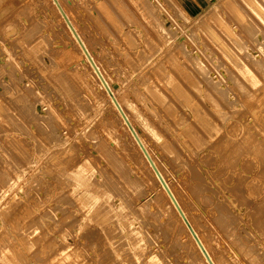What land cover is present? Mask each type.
<instances>
[{
	"label": "rangeland",
	"instance_id": "rangeland-1",
	"mask_svg": "<svg viewBox=\"0 0 264 264\" xmlns=\"http://www.w3.org/2000/svg\"><path fill=\"white\" fill-rule=\"evenodd\" d=\"M65 1L68 0L62 3L70 15ZM76 1V7L70 10L75 14L80 8L84 14L83 20L77 14L73 16L78 17V30L85 32L88 18L95 25V30L92 23L90 26L95 38L104 36L99 41L96 38L89 51L96 53L95 62L122 107L126 108L121 88L125 73L148 66L149 77L162 85L161 71H175L172 58L165 53L175 43L180 48L176 45L172 54L194 72V85L189 82L185 97L193 102L199 98L196 103L200 109L203 107L202 111L205 108L203 112L213 126L214 131L201 133H252L256 162L264 160V0H145L156 5L150 15L138 0H97V5L95 0ZM112 11L120 16L118 22ZM99 18L104 19V26ZM102 40L105 46L100 44ZM197 46L203 53L196 60L190 59L188 66L185 54L195 52ZM110 49L117 57L111 56ZM81 59L49 0H0V264H188L174 242L188 250L186 237L168 211L165 217L174 240L166 231L165 219L156 215L158 205L145 196L153 193L160 197L155 180L122 127L116 128L118 122L109 103ZM127 64L133 65L131 69ZM113 70L115 75L110 73ZM214 72L222 77L218 82ZM201 73L211 81H204ZM126 84L129 86L128 80ZM164 90L172 101L177 99L171 104L178 116L187 114V120L195 123L171 85ZM187 92L191 97L186 96ZM153 148H149L151 156L179 194L181 185L174 174L177 168L167 164L164 154ZM78 165L85 176L80 183L68 174ZM81 194L94 195L96 211L89 208ZM144 199L148 204L142 202ZM233 199L239 200L235 195ZM184 200L181 198L182 204ZM108 210L112 211L110 216H106ZM191 212L195 211L188 212L193 216ZM250 212L252 215L242 222L249 233L243 236L248 242L245 251L255 245L264 226V205ZM256 213L261 214L255 217ZM256 251L264 258L261 248ZM12 255L15 256L9 260Z\"/></svg>",
	"mask_w": 264,
	"mask_h": 264
},
{
	"label": "bare ground",
	"instance_id": "bare-ground-1",
	"mask_svg": "<svg viewBox=\"0 0 264 264\" xmlns=\"http://www.w3.org/2000/svg\"><path fill=\"white\" fill-rule=\"evenodd\" d=\"M49 1L53 5L55 12L57 13L58 17L60 18L63 25L65 26V29L67 30L68 35L73 42V46L75 45L76 49L79 51V53L82 57L81 60L84 62L85 66L87 67V68L85 67L86 70L88 69V71L91 73V75H92L91 79L93 78L94 82L96 83L97 90L99 89V91L102 92L101 96L104 95V98L109 103V106L111 108L110 110H112L111 112L114 113L113 115H115V117L117 119L116 123L118 122V124H119V126H118V124H115L116 128L118 127V129H120V127H122L121 128V129H123L122 132L130 140V142L132 144V145L131 144L130 145L132 146V148H134V150H136V155L138 154V156L140 157V159L144 163V164L143 163L142 164L145 165L147 167V169L149 170L148 173H150V175L152 176L151 178H153L155 180L154 184H156V187L158 188V195H160V197L159 198L156 197L155 194H153V193L152 194L149 193L148 195H145V196H148V200H152L153 203H156L158 205V207L155 209L156 215L158 214L159 217H163L165 219V222L167 224V226L165 225L166 231L169 233L171 232L170 236L174 240L173 232L171 231L172 230L171 224L168 223V221L166 220V217H165V214L168 211L173 216V218L175 217L174 218V223H176L175 225L179 226V230L186 237L188 244L190 246V248H189L190 251H189V249L186 250V248L184 246H182L180 243H178L177 241L174 240L176 246L178 248H181V250H182V252H181L182 257H185V259H187L188 264H264V258L261 257L256 251L257 247L261 248L264 251V226H263V229L260 231L259 238L256 239L255 245L250 246V249L248 251L244 250V246L248 242L245 239V237H243V236H246V235L248 236L249 233L246 232V227L242 223L244 221L243 218L244 217L248 218L252 215V213L250 212L251 209L253 210L254 208H256V206L259 207V206L264 205V181L261 182L262 179L264 180V160L256 162V158H255L256 143H255V140H253V134L252 133H201V132H205V131L209 132L211 130L214 131L213 126L210 124L207 116L205 115L206 111L203 112L205 108L202 111L201 109L203 107H201V109L198 107L199 104L196 103V100H199V98L193 102V101H191V98L185 97L186 93L184 94V92H185L184 90L186 89V86H188L189 82L193 81L192 79L194 77V72L190 71V68L189 67L187 68V65L184 62H182L179 58H177V59H179L181 62H178L176 57H174V54H172V52L174 51L173 48L175 49V47L177 45L175 43L174 44L172 43L173 45H175L174 47H173V45H170L166 49L167 52L165 51L166 57L172 58V61L174 63L173 68L175 71H173L172 68H170V70L163 69V71H161L162 75H161V78L159 80H160L162 85L159 84V81L157 82L154 79L149 77V73H150L149 69L150 68H148V66L146 68L139 69V70H133V71L131 70V72H129L127 74L125 73L126 77L125 78L123 77V80H125V83L122 80V86H121L122 92H123L122 96H124L123 98H124V100H126L127 110H125L126 108L121 106L119 100L116 97L117 94L115 95V92L112 90L108 80L105 78L104 73L101 71V69L99 68V66L95 62L93 55L96 53L93 54V51L92 52L89 51V45L94 46L97 39L99 41V39L100 38L102 39V37H104V36H102V34H101L100 38L98 37L100 35H97V37H96L97 39L95 38V36H94L95 25L92 23V21L91 22L87 21L90 19H88L86 17V14H87L86 12H85V17L87 18V20H85V23L87 26H84L85 30L83 29L85 32L81 31L82 32L81 33L78 30V27L76 26V22H77L76 19H78V17L75 18L73 16L75 14H77L75 16H79L80 20H83L84 14L81 11H79L80 8H79V10L76 9L75 14L73 13L74 10L73 11L70 10V8L73 7L74 5L76 7V5H77L76 0L65 1V3H67L70 6V8H68L70 15L66 10L67 9L66 6L62 3V2H64V0L63 1L62 0H49ZM136 1L137 0H135V2ZM84 2H86V0H84ZM97 2L98 1L95 0V5L98 4ZM103 2L104 1H102V3ZM87 3H88V1H87ZM137 3H139L140 7L141 8L143 7V10L147 11L149 15L152 14L153 10H155L154 6H156V5L153 2H152L153 6H152V3L149 4V2H147L145 0H138ZM88 4H87V6H88ZM105 5H108L106 7L110 8L108 2H106ZM81 6H83V5H81ZM115 6H117V5H115ZM122 6H123V4H122ZM101 7L102 6L100 5L99 11H100ZM125 7L126 6H124V8ZM95 8H96V6H95ZM126 9H128V8H126ZM167 9H168V7H167ZM92 10H94V13H97V15H98V11L95 12L96 9L93 8ZM110 10H112V9L110 8ZM121 13H123V12H120V14ZM129 13H131V12L129 11ZM172 13H173V11H172ZM111 14H115V13L112 11ZM97 15H96V17H97ZM116 15L117 14H115L114 17H116ZM171 15H173V14H171ZM98 17H100V16L98 15ZM118 17H120V16L116 17L117 22L119 21ZM101 18H103V16H101ZM101 18H99L100 19L99 21H101L100 24H102V20H104V19L101 20ZM133 18H135V16H133ZM142 18H143V15H142ZM105 19H107V18L105 17ZM80 20H79V22H80ZM106 21H108V20H106ZM169 21H170V19H169ZM95 22H97V20H95ZM136 22H138V20ZM83 23H84V21H83ZM91 23L94 25V27H93L94 30L92 29L94 32L90 28V26L92 25ZM132 23H133V21H132ZM111 24L112 23H110V25ZM117 25L119 26V23H117ZM134 25H135V23H134ZM139 25H141V24H139ZM154 25H155V23H154ZM148 26H150V22H149ZM151 26H152V23H151ZM158 26H159V24H158ZM96 27H98V26H96ZM108 27H110V26H108ZM103 28H106V25ZM141 28H143V27L141 26ZM145 28H147V27L145 26ZM166 28H168V27H166ZM166 28L164 30H166ZM81 30H82V28H81ZM113 30L114 29H112L110 31L113 32ZM142 31H143V29H142ZM97 32H99V30ZM144 32H145V29H144ZM166 32H167V30H166ZM84 33H87L86 34L87 36ZM114 33H115V31H114ZM130 34H131V32H130ZM159 34H162V32ZM151 35H152V33H151ZM189 35H190V33H189ZM161 36H163V35H161ZM171 37H172V39L174 38L173 36H171ZM171 37H169V39H171ZM187 37H188V35H187ZM108 39H110V38H108ZM103 40H102V42H103ZM111 40H112V38H111ZM134 40H136V39H134ZM153 40H155V39H153ZM162 40H164V39H162ZM185 40H187V39H185ZM203 40L201 41V43H203ZM157 41H158V39L155 42H157ZM104 42H105V40H104ZM104 42L100 43V44L101 45L103 44V46H105ZM97 44H98V42H97ZM121 44H122V42H121ZM203 44H206L205 41ZM165 45H167V42ZM197 45H200L199 47H201L200 43ZM114 46H116V45H114ZM122 46H123V44H122ZM97 47H98V45H97ZM125 47L126 46H124V48ZM151 47H152V45H151ZM177 47L180 48V45L179 46L177 45ZM192 47L194 48V46H192ZM186 48H187V46H186ZM193 48H191V49H193ZM202 48H203V45H202ZM102 49H103V47H102ZM204 49H206L205 45H204ZM153 50H157V49H153ZM158 51H159V49H158ZM180 51L181 50H179V52ZM200 52L203 53V51H200L198 46H197L195 52H192V51L188 52V53H186L187 55L185 54L186 57L185 56L184 57L186 58L187 62L191 61L190 59L196 60L197 58H199ZM104 53H105V51H104ZM107 54L109 55V53H107ZM182 54H183V52H182ZM112 55L116 56V54L112 53V50H111V56ZM130 55H131V53H130ZM132 56L133 55H131L130 58ZM140 56L141 55H139V57ZM149 56H152V55H148L147 57H149ZM162 57H164V56H162ZM101 58H103V56ZM108 59H109V57H108ZM113 59H112V63H114ZM115 59H117V58H115ZM135 59H136V57H135ZM148 59H145L146 63H147ZM173 59H176V60H173ZM201 59H203V58H201ZM131 60L134 61V59H131ZM145 61H143V62L145 63ZM140 62H141V60H140ZM158 62H157V64H158ZM144 63H142V65ZM106 64H108V63H106ZM118 64L120 65L121 62H119ZM119 65H117V66H119ZM131 65L132 64H130V66H129L127 64V66L130 67V69H131ZM189 65H190V63L188 64V66ZM107 66L109 67V65H107ZM113 66H114V64H113ZM117 66L115 67V69L117 68ZM136 68H138V67H136ZM71 69L72 68L69 69L70 70L69 72H71ZM167 69H169V68L167 67ZM171 69L173 72L171 71ZM114 71L115 70H113L110 73H113ZM117 71H120V69ZM126 71H127V69H126ZM191 72H193L192 73L193 75L191 74ZM156 73L154 72L155 76H157ZM113 74L115 75V73H113ZM118 75H120V73ZM200 75L204 81L205 80H207L208 82L211 81L204 74L201 73ZM214 75H216L214 77V80L217 82L220 80V78H222L218 72H214ZM121 78H122V76H121ZM195 79H196V77H195ZM211 79H213V78H211ZM127 80H128L129 86H127V84H126ZM151 80H153V81H151ZM196 80H195V82H198ZM169 84L171 85V89H173V94L176 96H179L182 99V101L184 103V109L185 108L188 109V110L185 109L186 112L189 113L190 115H193V119H194L195 123L190 121L191 119L187 120V118H186V117H188L187 114L181 113L178 116L177 113H179V112L175 111L176 107H174V109H173V104H171V102H174V100L176 98L174 97V99L172 101L170 98H168V96H169V95L167 96L168 93L165 94V92H164L165 91L164 88H166V91H167V88H169ZM193 85H194V83H193ZM194 88H195V86H194ZM128 89H131V90L129 91ZM187 90L189 91V89H187ZM203 91H204V89L202 90V92ZM199 94H200V92H199ZM188 95L191 97V95L187 92L186 96H188ZM193 95H194V97H196L195 94H193ZM204 95L206 96V94H204ZM119 96H120V94H119ZM207 99L209 100V97H207ZM107 102H106V104H107ZM175 105L177 107L179 106L177 104H175ZM108 109H109V107H108ZM179 110H181V109H179ZM108 126H110V125H108ZM106 129H107V127H106ZM117 137H119V136H117ZM117 137L115 136V138H117ZM118 141H119V138H118ZM118 141H117L116 145L119 144ZM149 144H150V147H149ZM119 147H122V146L120 145ZM153 147L160 150L164 154L162 156H165V158L167 159V164L169 163L170 166L172 165V168L173 167L177 168V171H175L174 174L176 175V178L178 179L176 182L177 183L179 182V184L181 185V186H179V194H178V191L177 192L173 191V189L171 188V184L168 183L167 179H165V177L163 176L159 166L157 165V162L151 156L152 153L149 151V148H153ZM54 149H56V148H52V151H54ZM57 149H58V147H57ZM113 150H114V148H113ZM103 151L105 152V150H103ZM50 154L48 152L47 155H50ZM50 156L47 158H50ZM76 162H78V161H76ZM76 162H74V163H76ZM74 163H72V165ZM80 164H82V163H80ZM75 165H77V164H75ZM172 168H171V170H172ZM82 172L83 171H81L80 165H78L76 167L75 171H72L71 173H68V174L70 175V177L74 178V180L77 181L76 183H80V181L85 179V176H83ZM84 175H86V174H84ZM86 182H88V181L86 180ZM88 183H91V182H88ZM90 185H92V183ZM96 192L92 191V193H94V194H96ZM119 194L120 193H117V195H119ZM121 194H123V193H121ZM233 195H235L236 198L239 200L233 199ZM5 196H6V194H5ZM90 196L87 194H81L80 195V197L83 200L88 201L87 205L89 206V208L90 209L94 208L96 211L97 210V207L95 205L96 198L94 197L93 194ZM181 198L185 199L184 200L185 203H183V204L181 203ZM163 199L166 201L165 202L166 204H164ZM146 200L142 201V202L143 203L146 202L148 204L149 201L148 200L146 201ZM185 204H187L189 206L188 211L184 207V206H186ZM138 205H137V207H139ZM163 205H166L167 208H165V206H163ZM140 208H142V207H140ZM145 208H146V206H145ZM189 210L195 211L193 214L191 212V214L193 216H190L188 214ZM260 212H261V210H260ZM111 213H112V211L108 210L106 216H110ZM260 214L261 213H256L254 216L258 217V215H260ZM263 215H264V213H263ZM242 251H243V254H242ZM255 252L257 253L258 258L255 257ZM16 253H17V251H16ZM252 254H253V256H252ZM6 255H8V254H6ZM13 256H15V255L10 256L9 260H12ZM0 257H1V255H0ZM2 257H3V255H2ZM112 261H113V259H112Z\"/></svg>",
	"mask_w": 264,
	"mask_h": 264
}]
</instances>
